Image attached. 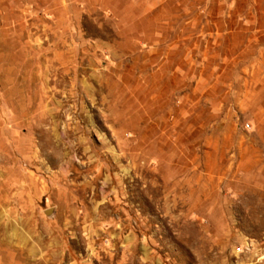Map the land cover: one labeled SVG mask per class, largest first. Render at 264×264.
Masks as SVG:
<instances>
[{
  "label": "rangeland",
  "instance_id": "obj_1",
  "mask_svg": "<svg viewBox=\"0 0 264 264\" xmlns=\"http://www.w3.org/2000/svg\"><path fill=\"white\" fill-rule=\"evenodd\" d=\"M259 22L264 0H0V264H264V73L224 79L218 121L206 95Z\"/></svg>",
  "mask_w": 264,
  "mask_h": 264
},
{
  "label": "crops",
  "instance_id": "obj_2",
  "mask_svg": "<svg viewBox=\"0 0 264 264\" xmlns=\"http://www.w3.org/2000/svg\"><path fill=\"white\" fill-rule=\"evenodd\" d=\"M252 29H264V22L252 25L249 23V27L245 28V30ZM216 49L215 55L217 58L214 65L215 67L213 66L212 72L209 73L211 77L213 75L218 80L216 81L217 83L213 85L216 86V88H213L206 95L209 96L211 100V106L209 107L211 115L207 117V119H216L218 121L219 115L217 113L223 111L224 107H226L224 104L226 105V102L230 101V92L227 91L224 86L226 85L227 80L224 79L231 78L232 73H264V35L255 33L252 35L249 34V36L244 37L243 39H237L233 33L232 37L227 38L223 43H220ZM214 57L215 56L213 55V58ZM197 62L198 61H194L192 63L188 60H180L175 63L172 69L166 71V76L171 78L178 77L181 79L188 77L193 73H203L199 72L197 69ZM168 63H170V61H168ZM208 64L210 63L203 64L204 67L206 66V69L212 67V64ZM236 95L239 97L238 99L241 98V105L249 100L247 89L237 92ZM261 95L262 94H260L258 99L254 100L256 104L259 102L263 104L264 99ZM228 111L229 110H226V112ZM217 121L216 125L219 123Z\"/></svg>",
  "mask_w": 264,
  "mask_h": 264
}]
</instances>
